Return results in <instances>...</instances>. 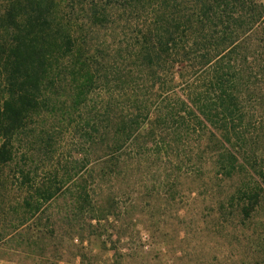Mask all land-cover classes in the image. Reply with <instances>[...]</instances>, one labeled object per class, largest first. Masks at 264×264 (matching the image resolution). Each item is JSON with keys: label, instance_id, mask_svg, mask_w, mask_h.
Returning a JSON list of instances; mask_svg holds the SVG:
<instances>
[{"label": "trees", "instance_id": "trees-1", "mask_svg": "<svg viewBox=\"0 0 264 264\" xmlns=\"http://www.w3.org/2000/svg\"><path fill=\"white\" fill-rule=\"evenodd\" d=\"M70 1L0 0V259L264 264V4Z\"/></svg>", "mask_w": 264, "mask_h": 264}, {"label": "rangeland", "instance_id": "rangeland-1", "mask_svg": "<svg viewBox=\"0 0 264 264\" xmlns=\"http://www.w3.org/2000/svg\"><path fill=\"white\" fill-rule=\"evenodd\" d=\"M264 4V0H259ZM88 5L90 8L93 6H97L98 9L105 8L107 14H105L109 18L110 24H106L101 31H97L93 36H100L105 38V36H135L137 32L140 30H144L147 21L152 20V11L143 10L139 8L137 12H133L131 14L132 9L129 5L125 3L124 0H72L70 1L69 11L73 14V18L85 20L87 19L88 11H82L81 8L83 5ZM112 14V15H111ZM131 14V15H130ZM246 39L248 41H257L263 40L264 41V18L261 21L260 25L254 28L248 35ZM140 229L143 232L144 240L148 241L149 235L145 232L141 227ZM139 229V230H140ZM104 244V242H103ZM101 244H95L94 247L99 248ZM106 247V246H103ZM107 250L109 249L106 247ZM162 248V247H161ZM147 249H160V247H152L149 246ZM112 252L108 251L106 258H110ZM0 264H4V262L0 259ZM104 264V263H103Z\"/></svg>", "mask_w": 264, "mask_h": 264}]
</instances>
